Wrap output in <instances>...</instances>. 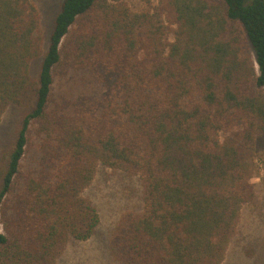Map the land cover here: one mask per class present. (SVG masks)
Wrapping results in <instances>:
<instances>
[{"label":"trees","instance_id":"obj_1","mask_svg":"<svg viewBox=\"0 0 264 264\" xmlns=\"http://www.w3.org/2000/svg\"><path fill=\"white\" fill-rule=\"evenodd\" d=\"M45 41L33 0H0V123L33 98L0 176V264L92 238L99 166L142 186L112 232L121 264H224L259 199L264 0H63Z\"/></svg>","mask_w":264,"mask_h":264},{"label":"rangeland","instance_id":"obj_2","mask_svg":"<svg viewBox=\"0 0 264 264\" xmlns=\"http://www.w3.org/2000/svg\"><path fill=\"white\" fill-rule=\"evenodd\" d=\"M114 4L117 0H106ZM133 12L152 10L158 0H123ZM252 0H247L249 3ZM63 0H33L41 16V34L45 42L53 30L54 20ZM252 62L255 64L253 52ZM33 107V98L26 95L21 104L10 107L0 123V176L7 168L8 155L14 145L15 132L23 116ZM259 172L252 179L259 199L243 207L241 225L224 264H264V155L257 160ZM1 185V178H0ZM100 215V225L87 242H70L57 264H121L110 251L113 229L120 217L142 206V186L137 177L99 166L92 184L84 191Z\"/></svg>","mask_w":264,"mask_h":264}]
</instances>
